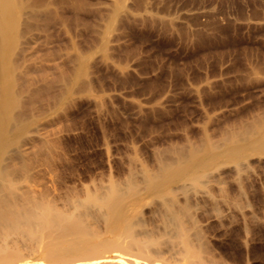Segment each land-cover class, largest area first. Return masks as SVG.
<instances>
[{"label":"rangeland","instance_id":"1","mask_svg":"<svg viewBox=\"0 0 264 264\" xmlns=\"http://www.w3.org/2000/svg\"><path fill=\"white\" fill-rule=\"evenodd\" d=\"M12 1L3 182L68 208L131 180L138 233L176 211L198 251L264 264V0ZM208 147L197 179L146 183Z\"/></svg>","mask_w":264,"mask_h":264},{"label":"bare ground","instance_id":"2","mask_svg":"<svg viewBox=\"0 0 264 264\" xmlns=\"http://www.w3.org/2000/svg\"><path fill=\"white\" fill-rule=\"evenodd\" d=\"M0 7V264H222L197 250L176 211L166 214L161 233H138L136 225L143 222H136L135 215L131 220V215L140 201L129 200L128 194L137 193L139 186L131 180L127 186L106 188L100 196L72 199L68 208L34 188L20 191L15 183L3 182V161L16 139L9 120L18 101L6 54L13 45L18 9L12 0H0ZM257 132L264 133V128ZM209 150H189L177 166L165 163L159 173L147 172L146 183L154 190L178 173L197 179V169L214 156Z\"/></svg>","mask_w":264,"mask_h":264}]
</instances>
